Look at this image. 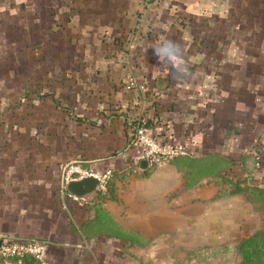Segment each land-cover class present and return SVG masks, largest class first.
Masks as SVG:
<instances>
[{
	"label": "crops",
	"instance_id": "1",
	"mask_svg": "<svg viewBox=\"0 0 264 264\" xmlns=\"http://www.w3.org/2000/svg\"><path fill=\"white\" fill-rule=\"evenodd\" d=\"M181 19L193 29L178 30ZM1 47L30 56L28 70L86 71L71 85L88 92L76 114L82 125L40 131L37 161L24 151L31 131H0L27 143L0 144V234L46 240L44 259L23 264H127L123 240L84 232L92 231L94 192L65 206L55 193L68 159L112 168L102 207L157 246L160 235L178 232L189 248L236 250L264 228V0H0ZM176 53L181 62L159 57ZM130 73L147 90L128 89ZM135 114L189 154L132 172L143 159L127 125ZM193 157L199 173L186 184L182 160Z\"/></svg>",
	"mask_w": 264,
	"mask_h": 264
},
{
	"label": "rangeland",
	"instance_id": "2",
	"mask_svg": "<svg viewBox=\"0 0 264 264\" xmlns=\"http://www.w3.org/2000/svg\"><path fill=\"white\" fill-rule=\"evenodd\" d=\"M177 14L181 15L182 13L177 12ZM150 22H144L143 25L149 28ZM176 25L178 30L183 29L185 32L193 29L189 27L192 23H187L186 20L177 22ZM254 25L261 26L262 23ZM14 26H22V24L15 22ZM15 31L17 32V29ZM176 41L183 42V40ZM239 42L241 43V40ZM144 57L146 58V55ZM159 57L165 62H167V58H170L173 62L178 63L181 62L182 56L176 53L175 55L160 54ZM28 58L30 56L8 54L7 48H0V131H31L32 136L29 138L31 142L24 151H29L31 161H37L40 151L35 140H38L40 131L55 129L57 132H63L67 128L69 120L75 121L76 126L80 127L84 120L76 114H84V110L81 111L80 107L85 105L79 100L81 97L85 98L84 94L88 92L85 87H71L74 79L76 81L86 79L85 70L59 69L50 71L49 69H40L38 65L34 69L28 70L25 63ZM79 83L81 84V82ZM71 92H73L72 95ZM55 114L58 116L55 117ZM12 140L18 147L27 144L22 142L23 139L20 137H6L5 133L0 136V144H9ZM16 151L11 159H17L19 153ZM77 160L80 158L63 161L60 164V175L66 162ZM60 175L56 188L59 187ZM110 185L111 183H109ZM55 193H57L56 190ZM109 193L108 191V195ZM183 236L178 232L160 235L157 246L156 241L152 242L150 238L141 234L136 236L135 240L127 239L126 246L120 249L121 254L123 251L126 252L127 264H237L239 259L237 250L231 248L221 250L214 247L189 248L182 241Z\"/></svg>",
	"mask_w": 264,
	"mask_h": 264
},
{
	"label": "built area",
	"instance_id": "3",
	"mask_svg": "<svg viewBox=\"0 0 264 264\" xmlns=\"http://www.w3.org/2000/svg\"><path fill=\"white\" fill-rule=\"evenodd\" d=\"M126 87L132 90L144 91L147 89L145 82H140L133 74L127 78ZM133 141L142 147V158L146 159L149 165H154L162 161H168L178 154L187 152L180 143H169L161 141L155 134L149 132L142 122H137L132 126ZM142 167L139 163L131 164L130 170L137 172ZM86 176H93L98 180L95 192L107 195L109 183L113 177L111 168L98 169L84 163L82 160L69 161L64 164L61 170L59 193L63 205L65 199L82 200L85 196H79L67 190V184L74 179ZM0 259H11L14 264H23L26 256H32L36 260L42 261L46 254V240L36 237L12 238V236L0 234Z\"/></svg>",
	"mask_w": 264,
	"mask_h": 264
},
{
	"label": "trees",
	"instance_id": "4",
	"mask_svg": "<svg viewBox=\"0 0 264 264\" xmlns=\"http://www.w3.org/2000/svg\"><path fill=\"white\" fill-rule=\"evenodd\" d=\"M138 121L142 122L144 124V127L149 132H151L148 118H145L144 115L142 114L141 115L135 114L134 117H132L131 120L127 122V125L131 128L130 140L132 142H134L132 126L137 124ZM188 154H189V151L182 153V154H178L174 156L173 158H171L170 160H177V159L181 160L183 157L185 158ZM182 161H184L187 166L186 168L187 171H186V174L184 175L185 180H186L185 182L186 184H190L192 181L197 180L196 177L199 173L198 158L193 157V159H191V161L189 162H187L186 159H183ZM137 162L139 163V160ZM154 165H149L148 167H146L144 172L153 168ZM111 180H110V183H111ZM58 188L59 187L57 186L56 191L59 195L60 193H59ZM93 192L94 194L92 196L93 200L91 198L92 200L91 205L95 209V217L91 221L93 222V224L88 226L90 227L89 230H92V231L87 232L86 227H84L86 229L84 230L86 234L88 235L89 234H92V235L105 234L108 236H114V237H117L123 240L124 243H126L127 239L135 240L136 236L141 235L136 231H131L129 229H126L118 225L110 217L109 213L102 207L100 202L104 200L105 198L111 196V193H112L111 185L109 186V192H110L109 195L108 194L102 195L98 191L97 192L93 191ZM91 226H93L94 228H92ZM215 249H221V248H215ZM236 250L239 255L237 264H264V228L256 230L255 232L242 237L236 245Z\"/></svg>",
	"mask_w": 264,
	"mask_h": 264
},
{
	"label": "water",
	"instance_id": "5",
	"mask_svg": "<svg viewBox=\"0 0 264 264\" xmlns=\"http://www.w3.org/2000/svg\"><path fill=\"white\" fill-rule=\"evenodd\" d=\"M140 166L145 168L148 166L146 159L140 160ZM98 180L93 176H86L80 179H74L68 182L67 190L71 193L77 194L79 196L87 195L97 189ZM1 243V239H0Z\"/></svg>",
	"mask_w": 264,
	"mask_h": 264
}]
</instances>
